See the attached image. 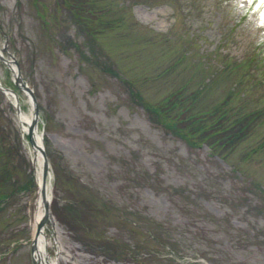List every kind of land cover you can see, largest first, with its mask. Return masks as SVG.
I'll return each instance as SVG.
<instances>
[{
    "label": "rangeland",
    "instance_id": "1",
    "mask_svg": "<svg viewBox=\"0 0 264 264\" xmlns=\"http://www.w3.org/2000/svg\"><path fill=\"white\" fill-rule=\"evenodd\" d=\"M95 2L91 25L115 21L97 35L108 53L99 60L147 103L182 91L191 114L222 105L231 118L239 109L257 117L226 160L205 143L192 151L96 58H82V34L58 0H0V50L6 40L37 100L52 173L48 260L264 264V67L249 65L264 43V0ZM0 83L32 112L1 59ZM37 197L13 98L0 90V264H33Z\"/></svg>",
    "mask_w": 264,
    "mask_h": 264
},
{
    "label": "trees",
    "instance_id": "2",
    "mask_svg": "<svg viewBox=\"0 0 264 264\" xmlns=\"http://www.w3.org/2000/svg\"><path fill=\"white\" fill-rule=\"evenodd\" d=\"M230 2V1H228ZM58 5L66 10L68 20L75 25V28L80 32L81 39L76 41L75 48L79 51L82 58H96L97 66L100 65L107 70V73L119 78L129 95L136 96V101L139 105L152 115L151 120L157 126L162 127L166 132L171 133L180 139L189 147L188 149L200 147V144L205 143L209 146L210 155H217L223 160H226L227 149L234 147L237 142L244 140L250 133L253 123L257 117L256 114L246 113L239 109L234 117L231 118L226 110L222 109V105L204 112L201 115L191 114L187 109L181 107V101H188L189 96H183L182 91H175L163 100L154 104L147 103L141 94L134 88L131 80H127L122 76L110 63L104 64L99 57H106L102 45L97 39V35L104 32L106 29L115 26L114 20H104L101 18L96 24L91 25L90 19L86 18L96 10L101 11V6H98L95 0H58ZM73 5V7H72ZM243 9L244 7L241 6ZM75 9V10H74ZM246 9L244 10V12ZM244 14L240 13L239 17L243 19ZM90 17V16H89ZM99 15L97 18L98 19ZM255 56L250 58L249 64L253 71L264 67V43H259ZM86 55H85V53ZM107 58V57H106ZM254 58V59H253ZM103 59V58H101ZM253 59V60H252ZM123 77V78H122ZM197 94V90L193 95ZM138 99V101H137Z\"/></svg>",
    "mask_w": 264,
    "mask_h": 264
},
{
    "label": "bare ground",
    "instance_id": "3",
    "mask_svg": "<svg viewBox=\"0 0 264 264\" xmlns=\"http://www.w3.org/2000/svg\"><path fill=\"white\" fill-rule=\"evenodd\" d=\"M12 67L14 68V66ZM32 115H33L32 112H29V113L20 112V114L18 115V120L21 125V130H22L24 140L28 146L29 155L33 162L36 180L40 184L42 182V170H43V159H42L41 153L38 148L39 145H41L40 139L38 135L36 134V132L34 131L35 132V135H33L34 143L29 144V141L27 137L25 136L27 134L29 125L33 119ZM43 205H44V196L41 193L37 197L36 211L34 214V218L31 221V230L33 234L35 233L37 229L39 216L43 212ZM44 228L41 230L36 240V250H35L36 252L35 253L37 254V259L39 260V264H58V256L55 259H52L51 261L48 260L47 244L51 243V241L48 240V238H46Z\"/></svg>",
    "mask_w": 264,
    "mask_h": 264
},
{
    "label": "water",
    "instance_id": "4",
    "mask_svg": "<svg viewBox=\"0 0 264 264\" xmlns=\"http://www.w3.org/2000/svg\"><path fill=\"white\" fill-rule=\"evenodd\" d=\"M9 56L12 57V55L9 53ZM2 60L3 57L1 56ZM7 62H13L14 64H16L17 66V74H15V82L17 85L19 86H23L24 88H26L29 92H31V90L25 86L22 82V79H21V75H20V71H19V68H18V65H17V62L12 59V60H7ZM32 99H33V109H34V119L32 121V125L30 126L29 128V135H30V138L32 140V136H31V132L33 130V127L35 126L36 124V120H37V113H38V108H37V104H36V100L34 98V96L32 95ZM39 150L41 151L42 153V156L44 158V165H43V174H42V182L41 184L39 185V191L42 193L43 196H45L46 194V178H47V173H48V162H47V158H46V155H45V152H44V149L40 146L39 147ZM50 217V207H49V200L46 199V197L44 198V206H43V213L39 216V220H38V224H37V231L35 233V236L34 238L32 239V245H31V248L32 250L35 249V243H36V236H38V234L40 233L42 227L44 226L46 220ZM34 261V264H39L38 261L36 259H33Z\"/></svg>",
    "mask_w": 264,
    "mask_h": 264
}]
</instances>
